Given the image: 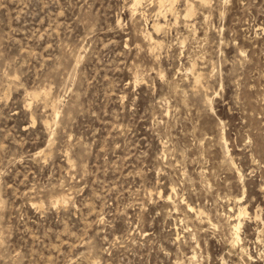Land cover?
Segmentation results:
<instances>
[{"label": "rangeland", "instance_id": "374dc122", "mask_svg": "<svg viewBox=\"0 0 264 264\" xmlns=\"http://www.w3.org/2000/svg\"><path fill=\"white\" fill-rule=\"evenodd\" d=\"M134 3L0 0V264H264V0Z\"/></svg>", "mask_w": 264, "mask_h": 264}, {"label": "bare ground", "instance_id": "6f19581e", "mask_svg": "<svg viewBox=\"0 0 264 264\" xmlns=\"http://www.w3.org/2000/svg\"><path fill=\"white\" fill-rule=\"evenodd\" d=\"M134 1H135V3H134L135 5H137V4L140 3V0H134ZM172 1H173V0H172ZM200 1L205 2V3L208 2V0H200ZM168 2H169V1H168ZM189 207H191V206H189ZM189 207H188V208H189ZM189 209H190V208H189ZM241 211H242V210H241ZM243 211H244V210H243ZM239 215H240V214H239ZM240 225H241V223H239L238 225H235V229H236L235 231L237 232V233H236L237 236H235V237H237V239H236L237 241H238V239H239V235H238L239 233H238V230H239V228L241 227ZM235 243H236V241H235Z\"/></svg>", "mask_w": 264, "mask_h": 264}]
</instances>
